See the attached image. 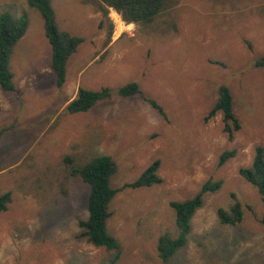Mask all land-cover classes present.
<instances>
[{
  "label": "rangeland",
  "instance_id": "rangeland-1",
  "mask_svg": "<svg viewBox=\"0 0 264 264\" xmlns=\"http://www.w3.org/2000/svg\"><path fill=\"white\" fill-rule=\"evenodd\" d=\"M62 31L84 42L70 58L66 83L56 86L44 20L27 0H0V16L28 20L11 60L14 93L0 89V264H264V204L239 173L264 148V0H169L150 25H128L114 10L104 18L98 0H52ZM113 35L110 37V28ZM136 82L143 96L119 91ZM227 86L241 129L230 139L222 113L206 116ZM79 88L112 98L87 113L67 106ZM235 156L219 165L220 156ZM98 156L117 164L108 231L119 252L93 246L89 186L72 176ZM68 160H71L70 162ZM156 161L163 182L122 189ZM208 181L222 188L203 196L187 245L168 262L157 251L164 234L176 237L172 202L193 199ZM241 202L243 222L224 225L218 210Z\"/></svg>",
  "mask_w": 264,
  "mask_h": 264
},
{
  "label": "trees",
  "instance_id": "trees-1",
  "mask_svg": "<svg viewBox=\"0 0 264 264\" xmlns=\"http://www.w3.org/2000/svg\"><path fill=\"white\" fill-rule=\"evenodd\" d=\"M104 18L109 20L110 10L117 12L128 25H150L167 9L169 0H98ZM30 7L40 12L44 20V32L52 49L51 69L56 78V86L61 89L66 83L67 65L70 58L78 51L84 40L81 37L62 31L52 7V0H27ZM28 20L25 17L14 18L9 14L0 16V89L5 93H14V74L11 69L13 50L16 44L26 35ZM110 37L113 35V26L110 28ZM257 68L264 69V56L256 62ZM124 99L143 96L140 86L132 82L119 91ZM144 97V96H143ZM112 98L111 91L104 88L101 91H92L79 88L77 97L67 106L70 114L87 113L102 101ZM154 109L165 116L161 106L155 101L145 98ZM218 113H222L224 132L230 139L241 129L240 122L233 112V98L230 89L223 86L219 92V99L205 121L209 122ZM235 156L234 151H227L220 156L219 165H225ZM69 162L71 160H68ZM160 162L150 165L144 173L133 183L126 184L122 189L150 188L162 184L159 176ZM116 162L108 156H98L81 167H71L72 176L80 177L90 188L87 201L88 219L81 223L84 235L88 241L97 248L109 252H119L120 243L108 231V220L111 217L110 205L120 190L111 187V180L117 172ZM240 175L254 186L264 204V148L257 147L253 163L250 167L241 168ZM223 186L222 181L205 183L200 192L191 200L172 202L170 206L176 213L178 234L172 237L164 234L159 238L157 251L163 262L170 261L178 251L188 243L192 231V219L203 206V196L218 192ZM235 203L230 209L218 210V218L224 225L236 226L243 222L244 210L241 202L235 197ZM12 202L11 193L0 195V213L6 212ZM264 230V218L261 219ZM264 236V234H263ZM117 259L110 264H116ZM235 264H245L237 262Z\"/></svg>",
  "mask_w": 264,
  "mask_h": 264
}]
</instances>
